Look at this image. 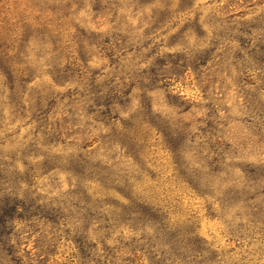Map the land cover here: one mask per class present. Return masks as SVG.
<instances>
[{"label":"clouds","instance_id":"clouds-1","mask_svg":"<svg viewBox=\"0 0 264 264\" xmlns=\"http://www.w3.org/2000/svg\"><path fill=\"white\" fill-rule=\"evenodd\" d=\"M0 264H264V0H0Z\"/></svg>","mask_w":264,"mask_h":264},{"label":"trees","instance_id":"trees-1","mask_svg":"<svg viewBox=\"0 0 264 264\" xmlns=\"http://www.w3.org/2000/svg\"><path fill=\"white\" fill-rule=\"evenodd\" d=\"M144 216H145L146 218H148V217H152V216H153V213L151 212L150 209H144Z\"/></svg>","mask_w":264,"mask_h":264}]
</instances>
